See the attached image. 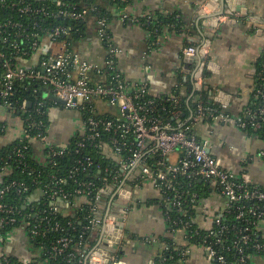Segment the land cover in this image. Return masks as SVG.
Masks as SVG:
<instances>
[{"label": "built area", "instance_id": "1", "mask_svg": "<svg viewBox=\"0 0 264 264\" xmlns=\"http://www.w3.org/2000/svg\"><path fill=\"white\" fill-rule=\"evenodd\" d=\"M53 1L56 6L55 11L45 5L36 4L32 0H0V12L2 8H6L22 16L65 17L74 21L84 20L88 16L86 9L78 10L76 5L71 6L64 0ZM118 1L123 6L129 2V0ZM209 3L199 10L204 16L203 19L206 20V26L212 27L227 21H237L240 14L229 10L217 17H205L208 15L206 8L210 6ZM72 31V27L62 25L44 27L36 20L29 25L12 21V19L0 23V104L9 109L13 108L10 100L17 91L16 83L29 81L38 88L34 92L41 91L42 97L36 107L38 114L42 113L41 109L45 108L49 101H53L50 96H55L65 102L64 108L83 114L85 133L82 135V140L86 138L95 142L104 141L106 138L99 148L102 150L101 156L110 161L108 165L103 168L101 164H96L88 156L83 161H79L70 172V178L77 173L89 170H99L98 174H105L103 177L95 178L98 182L93 180L79 182L77 189L74 190L75 194L90 198V215L87 217L89 225L84 227L83 234L104 224L108 228L106 233L113 232L115 218L110 216L102 221L95 217L101 200L110 195L121 199L128 182L137 184L140 179H145L159 189L172 232H182L183 238L188 242L192 233L191 223L174 220L171 212L176 210L186 215L188 208L199 205L200 191L198 190L197 193L190 189L194 183L199 182L204 185L202 188L208 186L210 189L217 190L226 199V207L220 215L216 216L214 224L220 226L221 219L232 208L238 210L236 220L249 223V227H244L239 233L238 241L234 243V250L240 256L238 264H248L252 256L264 255V244L259 243L258 239H255L257 243L254 245L256 254L252 256L246 254L249 244L254 241L252 236H257L250 226L253 225L257 232L258 225L264 222V209L258 205L264 203V190L249 189L246 181L241 182L239 178L224 169L220 160L207 152V142H202L194 132L196 124L204 119L234 124L244 130H264V70L257 73L256 81L260 83L255 84V96H253L255 102L260 100L262 103L252 104L243 116L236 118L222 112L211 97L207 100L202 98L203 93L208 92L206 71L209 40L204 41L201 46H189L184 50L185 57L194 58L196 62L192 76L191 98L184 99L177 94L165 98H149L146 85L131 86L126 82L117 62L121 51L114 45L105 19L97 22L98 39L107 50L103 65L82 61L71 48V42L62 40L69 37ZM45 40H50L58 46V50L44 56L36 67L25 66V61L38 52ZM262 58L264 63V55ZM44 88L49 90V94L43 93ZM193 98V110H184L183 104L188 105ZM28 103L25 101L18 108L19 113L25 115L23 133L20 138H29L31 143L44 142L46 133L41 131V122L33 121L32 114L28 113ZM166 103L173 109L171 113L173 122L164 120L156 114L157 106L162 107ZM33 129H37L38 133L30 137L29 131ZM2 130L3 126L0 124V132ZM77 146L78 152L85 147L84 141L80 140ZM58 149L52 146L47 147L46 161L55 156H63L64 149ZM18 156L21 161L25 155L19 153ZM173 156L176 158L173 159ZM260 157L264 159V151L260 153ZM179 177L191 181L189 190L180 188ZM65 183L66 179L59 178L51 183L52 190L44 189L36 192L29 201L33 205L39 204L43 207L35 209L32 206L27 214L6 203L5 197L12 189L24 196L29 193V188L24 182L13 181L5 186L4 183L0 187V234L23 222L30 239L43 250L45 258L53 264H59L57 262L59 259L67 263L72 262L76 256L71 246L72 239L66 234V225L60 220L74 206L70 201L71 194L62 187ZM42 200H45L43 204L39 203ZM46 201L51 204L49 209H43ZM248 203H251V206H248ZM27 207L24 206V210ZM110 207L118 206L114 202ZM81 208L83 206L77 210ZM119 210L125 213L124 208H118ZM247 215L255 219L254 223L245 219ZM67 225L71 227L72 223L69 222ZM212 228L207 230L211 231ZM52 234L56 236L50 240ZM195 234L198 232L196 231ZM219 242L224 243L222 240ZM202 247L213 264H228L224 256L217 254L212 243H205ZM173 251H178L179 257L185 258L190 248H179L169 244L160 258V264H166L167 254ZM105 260L97 246L87 255L85 264H104ZM110 260L112 264L119 263L117 256L112 255ZM3 264L16 263L12 259L4 258Z\"/></svg>", "mask_w": 264, "mask_h": 264}, {"label": "crops", "instance_id": "2", "mask_svg": "<svg viewBox=\"0 0 264 264\" xmlns=\"http://www.w3.org/2000/svg\"><path fill=\"white\" fill-rule=\"evenodd\" d=\"M222 1L129 0L127 5L118 6L110 0H97L107 13L113 43L121 51L117 62L126 82L131 86L146 85L154 98L172 94L191 98L196 62L187 60L184 50L209 40L206 75L209 94L225 114L243 116L253 104L258 63L264 55V0H225L234 8L241 6L247 13L239 12L237 21L206 26L200 8L211 2L205 17H217L222 11ZM57 50L58 46L45 40L24 64L36 67L44 56ZM73 50L82 61L98 65H103L107 55L91 23L86 35L74 43ZM45 92L49 94L47 88L43 89ZM48 117L46 140L33 142L35 161L42 164L46 162L47 147L67 148L85 133L83 116L76 110L53 105L48 109ZM0 124L1 151L22 136L24 122L21 113L0 104ZM194 132L202 142H207L209 154L219 159L224 169L247 183L264 186V159L260 157L264 151L263 136L211 119L197 123ZM10 172L11 169L0 167V187ZM120 198L105 196L95 213L102 221L124 214L122 238L113 254L120 264H158L169 244L190 248L187 256L175 264H213L204 247H188L182 232H172L161 193L152 182L145 179L137 184L128 182ZM114 202L117 208L110 207ZM87 205L89 201L82 198L71 210ZM225 207L224 196L212 189L195 208L194 223L202 230L212 228ZM118 208H124L125 213ZM258 232L264 240V222L258 225ZM92 237L98 239L99 249L106 250L100 243L101 225L94 228ZM43 254L30 239L24 223L0 234V264L4 258L21 264H53ZM248 264H264V255L252 256Z\"/></svg>", "mask_w": 264, "mask_h": 264}, {"label": "trees", "instance_id": "3", "mask_svg": "<svg viewBox=\"0 0 264 264\" xmlns=\"http://www.w3.org/2000/svg\"><path fill=\"white\" fill-rule=\"evenodd\" d=\"M36 4L45 5L51 10L56 9L55 3L53 0H45V1H38V0H32ZM68 4L76 5L78 10H88V16L84 20H71L69 18L65 17H30V16H22L16 11L8 10L6 8H2L0 12V23H4L6 21H9V19H12V21L17 22H23L27 25L31 24L34 20L36 22L41 23L44 27L49 26H56V25H62L65 27H72L73 31L71 32L69 37L63 38L62 40H69L71 42V48L73 49L74 43H76L78 40H80L82 37L86 35V29L87 26L91 23L94 24L96 27L97 32V22L100 19H105L108 23V16L106 11L102 6H100L97 3V0H64ZM113 4H116L118 6H123L121 2L118 0H110ZM95 19V20H91ZM44 20V21H42ZM98 35V34H97ZM6 51V49H5ZM263 58H261L260 62L258 63V70L257 73L264 70L263 67ZM207 75V71H206ZM260 83L258 80L256 81ZM16 93L11 98L12 102V110L19 112L18 108L23 104V102L27 101L30 102L32 105L31 107H27V111L29 114H32V119L36 123L41 122V131H44L47 134V130L49 127V117H48V109L53 106H61L64 107L62 104L55 103L54 101H49L45 108L41 109V114H38L36 112V107L38 106V102L41 100L40 93L41 91L34 92L35 89H38L37 86L29 81H19L16 83ZM255 96V94L253 95ZM149 98H152V96L148 95ZM209 91L203 93L202 98L204 100H207L210 98ZM165 98V97H164ZM261 104L262 101L255 102L253 98V104ZM217 105V104H216ZM218 106V105H217ZM164 107V108H163ZM184 110H193L194 108V98L188 103L183 104ZM157 113L160 115L164 120H168L169 122H173L171 113L173 111L172 107L166 103L165 105L157 106ZM81 113V112H80ZM82 114V113H81ZM27 115V114H26ZM22 119H25V115L21 113ZM83 116V114H82ZM84 119V117H83ZM252 133L260 134L264 137V130L261 131H253L250 130ZM37 129H33L29 131V136L36 135ZM82 135L77 137L72 141V143L67 148H59L58 150L64 149V155L61 157L55 156L51 159H48L44 164L35 161V145L31 143V140L29 138H19L12 144L6 146L4 149L0 151V167H7L11 169V172L6 177L5 185H8L12 183L13 181L18 182H24L25 185L29 188V193L22 196L17 194L16 190L12 189L8 195L5 197V202L13 206L14 208L18 209L23 214H27L31 211L32 206L35 209H42L43 205L39 204H31L30 198L36 193L40 192V190H52L53 185L51 188V183L55 182L56 179L64 178L66 179V183L62 185L63 189L71 194L70 201L72 204L75 205L76 202H78L80 199L85 198L90 202V198L80 196L74 193V190L77 189L78 183L81 181H95L96 177H103L105 174L102 175L98 174L99 170H89L83 173H77L73 176V178H70V172L72 169H74L79 161H83L85 157L90 156L96 164H101V166L104 168L106 165L110 163L109 160H106L101 156V149L99 148L100 144L105 142L106 138L103 140H97L95 142H92L90 140H87L86 138L81 139ZM84 141L85 147L83 149H80L77 152L78 146L77 143L79 141ZM27 147V148H26ZM19 153H23L24 159L20 161V158L18 156ZM48 153L46 152L45 156H47ZM55 178V179H54ZM241 182H244L243 179H239ZM178 182L180 183V188L182 190H189L190 183L189 180L183 177L178 178ZM249 189H260L264 190V186H256L252 185L250 183L246 184ZM204 185L200 184L199 182H196L193 184V186L190 188L192 191L198 193L199 199L204 198L207 196V194L212 190L208 186L202 188ZM45 200H42L39 203L44 202ZM46 206L43 209H49L50 202H45ZM260 207L264 209V203L258 204ZM24 206H28L26 210H24ZM197 205H194L191 208H188V214L183 215L176 210L171 212V217L174 220H177L179 222L189 221L192 225L190 231L192 233L190 234V239L188 240V247L191 246H203L205 243H212L214 245V248L218 255H222L226 258L228 264H238L239 260V254L234 250V243L238 241L239 233L242 232L244 227H249L248 222H244L242 220H236V214L238 213V210L236 208H232L231 211L227 212L225 216L221 219V225H213V228L211 231L209 230H202L199 229L198 226L194 223V217L196 216V207ZM248 206H251V203H248ZM82 207V206H81ZM90 215L89 213V205L83 206V208L77 210H71L67 213V215H63L60 220L63 224L66 225V234H68L72 239V249L74 248L75 252V258L72 262L67 263L62 260H58L57 262L59 264H85L87 255L96 248L98 244V239H93L92 237V231L89 230L84 233V227L88 226V220L87 217ZM249 222L254 223V218L251 215H247L245 217ZM71 222L72 226L68 227V223ZM23 222H20V224H17L15 227H18ZM14 227V228H15ZM224 227V229H222ZM252 228V232L254 231L257 233V236L253 235L254 241L249 244L248 250L246 251V254L254 255L256 254V250L254 249V245L257 243L255 242V239H258L259 243L264 244V240L261 238L258 230L257 232L253 228L254 226H250ZM13 228H10L8 230H11ZM7 230V231H8ZM198 232V234H195V232ZM251 232V233H252ZM56 235L52 234L50 236V240L55 238ZM82 236V238H81ZM259 236V237H258ZM222 240L224 243L221 244L219 241ZM48 243V242H47ZM40 246V245H39ZM77 252H76V251ZM172 257V258H171ZM166 264H175L177 261L183 260L184 257H179L178 251H173V253H168L166 256ZM250 261V260H249ZM248 261V263H249ZM16 264H21L13 260ZM160 264V261L159 263Z\"/></svg>", "mask_w": 264, "mask_h": 264}, {"label": "water", "instance_id": "4", "mask_svg": "<svg viewBox=\"0 0 264 264\" xmlns=\"http://www.w3.org/2000/svg\"><path fill=\"white\" fill-rule=\"evenodd\" d=\"M221 8L222 11L220 12V14L218 15H223L226 11H233V12H241V13H247L244 9H242L241 6H237L236 8H234L231 4H229L227 1L223 0L221 2ZM187 60H194V58L191 57H187ZM211 66V64H210ZM50 98L57 102L58 104H62L64 105L65 102L56 98L55 96H50ZM31 103H28V107H31ZM208 153H210V151L207 150ZM107 227L104 225H102V237L100 240V243H102L105 247L106 250L104 249H99V251L103 254V257L106 259L104 261V264H112L111 262V257L112 255L116 252V249L118 247V244L121 241L122 238V234H123V229H124V214L119 215V217L116 218V223H115V227H114V231L106 234L107 231ZM87 264V263H86ZM120 264V263H118Z\"/></svg>", "mask_w": 264, "mask_h": 264}, {"label": "rangeland", "instance_id": "5", "mask_svg": "<svg viewBox=\"0 0 264 264\" xmlns=\"http://www.w3.org/2000/svg\"><path fill=\"white\" fill-rule=\"evenodd\" d=\"M64 113V112H63Z\"/></svg>", "mask_w": 264, "mask_h": 264}]
</instances>
